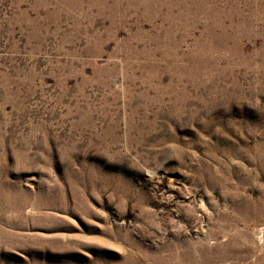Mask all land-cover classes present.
<instances>
[{"label": "rangeland", "instance_id": "374dc122", "mask_svg": "<svg viewBox=\"0 0 264 264\" xmlns=\"http://www.w3.org/2000/svg\"><path fill=\"white\" fill-rule=\"evenodd\" d=\"M0 264H264V0H0Z\"/></svg>", "mask_w": 264, "mask_h": 264}]
</instances>
